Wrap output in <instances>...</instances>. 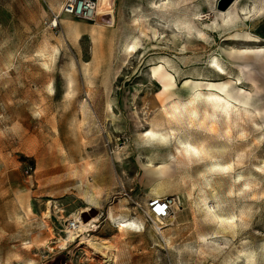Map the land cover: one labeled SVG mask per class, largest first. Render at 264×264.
I'll return each instance as SVG.
<instances>
[{"label":"rangeland","instance_id":"obj_1","mask_svg":"<svg viewBox=\"0 0 264 264\" xmlns=\"http://www.w3.org/2000/svg\"><path fill=\"white\" fill-rule=\"evenodd\" d=\"M65 1L0 0V264H264V0H104L96 21L63 15L54 29ZM241 7L228 24L217 14ZM212 92L235 106L214 126ZM194 98L198 120L172 117ZM153 128L168 142L143 139ZM167 196L160 223L148 204ZM88 207L91 241L65 244ZM119 216L141 228L121 232Z\"/></svg>","mask_w":264,"mask_h":264},{"label":"bare ground","instance_id":"obj_2","mask_svg":"<svg viewBox=\"0 0 264 264\" xmlns=\"http://www.w3.org/2000/svg\"><path fill=\"white\" fill-rule=\"evenodd\" d=\"M97 1H98V6H97V14H98V16L106 14V13H109V12H111L113 10V8L111 6H108V4H104L103 3L104 0H97ZM102 5H105L106 7H103ZM221 10H225V9H221ZM221 10H218L217 14L221 15V19L223 21V24H228L231 20L238 19L241 16V14H243L246 11V9L244 7H241V8H237L236 10L232 11L231 15H229V14H226L224 11H221ZM263 11H264V2L258 8L257 13H260V12H263ZM63 15L64 14H61V17ZM63 21H65V20L63 19ZM188 22L189 21H187V22L184 21V22H182L181 25H183V23H188ZM96 24H98V23H96ZM218 26L219 25L216 23L214 28L217 29ZM75 30L77 32V35H80V31L77 30V28ZM200 33H202V32L200 31ZM141 34L143 35V33H141ZM138 40H139V38H136V40L134 42H131L130 44H128L126 46L127 50L137 53L138 52V48L140 46V43H139ZM213 65L219 70V72L222 75L226 74V71H225L224 67L222 66V64L220 63L218 58L213 59ZM157 74L161 75V73H159V72H157ZM252 82H253V84H256V80H252ZM239 83H241V82H239ZM207 86H209L210 88H217V89L223 90V88H221L220 86H218V85H216L214 83H207ZM203 96H204V94L200 93L197 98H202ZM206 97H207L208 100L211 101L212 109L209 110V111L204 112V115H203V118H202V121H203L202 123L205 124L206 122L209 121L211 123V125L214 126V124L217 123V117H218L219 113H222V115L225 116V119L230 120L231 111L235 107V106H233L234 102L232 101L230 96H228V98H226L222 94L213 93L212 92L210 94H207ZM197 98L191 99L188 102V104H184L183 106L173 105L171 107V111H170L172 117H175L176 115L188 114V116L191 118V120L193 122L198 120L199 119V111H198L197 106H196V101L198 100ZM244 104L246 106L249 105L247 102H244ZM246 111L250 112L249 110H246ZM256 125L258 126V124H256ZM148 133H150V134H145L144 133V135H143L144 138L143 139H146L148 141L149 140L160 141L162 143L168 142V137H169V133L168 132L156 130L155 128H153ZM149 142H151V141H149ZM178 144H179V147L183 148L185 150V152L188 153L189 155L190 154H194L196 156V158L199 159V161H201V162L202 161H206V160L207 161H211V163L208 164L207 167H221V168L229 167L228 164L219 163V162L216 161V158H213V152L212 151H214L215 147H213L212 145H208L206 140H203V141H201L199 143H193L190 140H188L187 138H181L178 141ZM153 165H154V162L151 163L150 165H148L147 168H149V167L154 168L155 165L154 166ZM162 167H166V165L162 166ZM200 199H201V201L199 202L200 208L202 210L206 211L205 212L206 216H208L209 218L214 219L215 216L209 212L208 207H207L208 206L207 205L208 197L207 196H201ZM89 210H90V207L80 211V213H78L77 215H73V216H75L74 218L78 219V225L72 227L71 222L69 223V228L66 231L67 237L64 239L65 244L71 243V242H75L78 238L81 239L82 243H85L87 241H91V240H88V236L85 235V233L92 231L90 228H96L95 224H96V222H98V219H94L92 222H89V224H86L85 221L82 218V214L85 213L86 211H89ZM71 220H73V217H72ZM115 223L117 224V227H118V229L121 232H125V231L129 230L130 225H133V224H130L132 222H130V220L127 219L124 216H119L118 218H115ZM202 240L204 242L209 243L208 239L206 237H203ZM89 243L91 244V242H89ZM97 248H95V249H97ZM104 256L109 259L108 255L104 254ZM248 259H249V255H246L244 258H242L240 264H247L248 263Z\"/></svg>","mask_w":264,"mask_h":264},{"label":"built area","instance_id":"obj_3","mask_svg":"<svg viewBox=\"0 0 264 264\" xmlns=\"http://www.w3.org/2000/svg\"><path fill=\"white\" fill-rule=\"evenodd\" d=\"M97 6V0H66L62 6L61 13L54 15L53 28L59 27L61 14L77 19L96 21L98 17ZM176 202V199L171 196L156 197L148 204L149 215L160 223L166 222L171 219ZM71 225L72 227L78 225V219L74 218L71 220Z\"/></svg>","mask_w":264,"mask_h":264},{"label":"crops","instance_id":"obj_4","mask_svg":"<svg viewBox=\"0 0 264 264\" xmlns=\"http://www.w3.org/2000/svg\"><path fill=\"white\" fill-rule=\"evenodd\" d=\"M70 85V84H69ZM70 89H71V87H70ZM114 216V215H113ZM112 218L110 217V220H111ZM130 224H133V225H130V228H132V229H138V228H141V225H142V222H135V221H133L132 223H130Z\"/></svg>","mask_w":264,"mask_h":264},{"label":"water","instance_id":"obj_5","mask_svg":"<svg viewBox=\"0 0 264 264\" xmlns=\"http://www.w3.org/2000/svg\"><path fill=\"white\" fill-rule=\"evenodd\" d=\"M231 2H232V0H229L227 5L223 9H226L230 5Z\"/></svg>","mask_w":264,"mask_h":264},{"label":"snow or ice","instance_id":"obj_6","mask_svg":"<svg viewBox=\"0 0 264 264\" xmlns=\"http://www.w3.org/2000/svg\"><path fill=\"white\" fill-rule=\"evenodd\" d=\"M233 2H234V0H233ZM146 134H150V133H146Z\"/></svg>","mask_w":264,"mask_h":264}]
</instances>
